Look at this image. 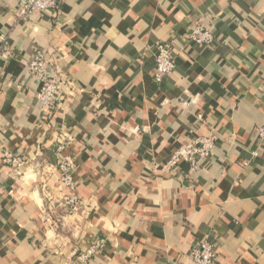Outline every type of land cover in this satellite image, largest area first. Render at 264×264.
Wrapping results in <instances>:
<instances>
[{
    "label": "crops",
    "instance_id": "0c3cea01",
    "mask_svg": "<svg viewBox=\"0 0 264 264\" xmlns=\"http://www.w3.org/2000/svg\"><path fill=\"white\" fill-rule=\"evenodd\" d=\"M18 3L0 0V264H84L96 241L88 264H193L202 241L214 264H264V0H60L27 21ZM201 24L212 46L188 40ZM160 42L176 69L157 84ZM37 50L69 85L50 116L27 68ZM207 137L213 157L169 165Z\"/></svg>",
    "mask_w": 264,
    "mask_h": 264
},
{
    "label": "built area",
    "instance_id": "2783aa9c",
    "mask_svg": "<svg viewBox=\"0 0 264 264\" xmlns=\"http://www.w3.org/2000/svg\"><path fill=\"white\" fill-rule=\"evenodd\" d=\"M60 0H19L18 18L21 21L29 20L32 15L42 14L48 11L56 12L59 9ZM188 40L197 46H212L216 37L212 30L205 24L197 25L188 35ZM28 73L31 78L39 83L38 99L42 105L45 115L50 116L57 110L59 102L62 100L69 85L62 80L56 71L55 64L48 56L37 50L27 64ZM176 69V61L173 49L167 42H160L156 46L155 54V73L154 81L161 84L164 79L172 74ZM46 117V116H45ZM260 140L264 141V126L257 130ZM215 139L207 137L200 139L199 142L188 143L181 146L171 157L169 165L173 166L181 161L192 164L193 169L198 166L197 157L211 158L214 155ZM66 144H62L59 152L64 149ZM3 163L12 167H19L22 163L19 157L10 152L3 153ZM76 162L72 156H59L56 169L59 179L72 193L66 197L64 203L74 212L78 211L81 201L77 195V184L75 183L74 173ZM103 247V241L92 243L86 251L80 255V260L88 264L90 259L95 256ZM218 250L215 244L209 241H202L191 251L193 264H214L217 259Z\"/></svg>",
    "mask_w": 264,
    "mask_h": 264
}]
</instances>
